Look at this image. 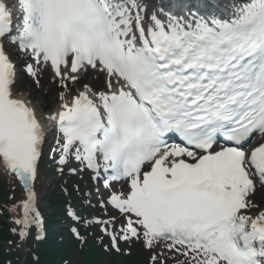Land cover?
Listing matches in <instances>:
<instances>
[{"label":"snow or ice","instance_id":"6c2138e0","mask_svg":"<svg viewBox=\"0 0 264 264\" xmlns=\"http://www.w3.org/2000/svg\"><path fill=\"white\" fill-rule=\"evenodd\" d=\"M46 74L55 109L33 95ZM48 154L99 194L64 206L77 251L264 264V0H0V245L17 264L54 243Z\"/></svg>","mask_w":264,"mask_h":264},{"label":"rangeland","instance_id":"374dc122","mask_svg":"<svg viewBox=\"0 0 264 264\" xmlns=\"http://www.w3.org/2000/svg\"><path fill=\"white\" fill-rule=\"evenodd\" d=\"M33 87V86H32ZM45 91H49V95L47 97V105L48 107L51 105V101H52V97L54 94V86H52L50 83H45L44 88H42V90L39 89H35L33 87V95L36 97H40ZM47 170H49L51 172V168L43 165L42 167V179L41 184L39 186V193H40V202H41V208H42V212L46 217V222L49 223L50 219H49V215L50 212H53L52 210V206H51V196H50V192L51 189L49 187V178L50 176H46V172H48ZM0 180H2V178L0 177ZM6 185V184H5ZM76 185L79 186V190L76 189L75 190V194H79V195H85L86 193V186L84 185V183L82 181L76 182ZM8 192V188L7 186H4L2 189V192H0V203H3L6 193ZM17 192V196L21 195V192L19 190L16 189ZM62 192V191H59ZM58 195V194H57ZM55 204V202H54ZM61 207V204H58ZM80 207V206H79ZM58 215H56L53 219V221L51 222V227H53V225H56V233L59 234L58 238H60L63 234L62 231V227H61V221L59 220V218L57 217ZM47 231H48V227H47ZM64 241V239H62ZM73 253H76L77 256V260L73 261L72 257H73ZM68 258L69 260L76 262V263H81V258L79 255V252L77 251V247L75 245H73V247L68 251Z\"/></svg>","mask_w":264,"mask_h":264},{"label":"trees","instance_id":"16d2710c","mask_svg":"<svg viewBox=\"0 0 264 264\" xmlns=\"http://www.w3.org/2000/svg\"><path fill=\"white\" fill-rule=\"evenodd\" d=\"M6 230L7 229H5V235L8 236ZM7 238L8 237H6V239ZM0 253H2V257L5 254V250L2 247L0 248ZM41 254H42V260H43L44 264H61L60 260H58L52 256L51 250H49V244L45 245ZM10 256H11V261L15 262V264H17V257L14 256V254H12ZM5 257H6V255H5ZM1 264H4V259L2 260Z\"/></svg>","mask_w":264,"mask_h":264},{"label":"bare ground","instance_id":"6f19581e","mask_svg":"<svg viewBox=\"0 0 264 264\" xmlns=\"http://www.w3.org/2000/svg\"><path fill=\"white\" fill-rule=\"evenodd\" d=\"M21 192H22V190H21ZM23 194V193H22Z\"/></svg>","mask_w":264,"mask_h":264}]
</instances>
